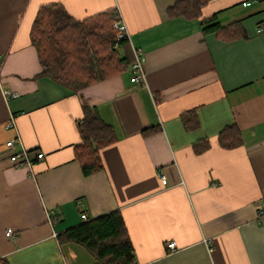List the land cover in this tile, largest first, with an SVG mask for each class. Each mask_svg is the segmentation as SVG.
Returning <instances> with one entry per match:
<instances>
[{
	"label": "crops",
	"instance_id": "obj_1",
	"mask_svg": "<svg viewBox=\"0 0 264 264\" xmlns=\"http://www.w3.org/2000/svg\"><path fill=\"white\" fill-rule=\"evenodd\" d=\"M177 1L0 0V258L8 264H99L57 234L82 213L113 210L135 264H264V219H256L264 200V0H199V18L239 22L247 37L234 40L204 32L198 18L169 16ZM49 3L78 20L118 10L131 49L142 53L145 82L126 71L74 92L39 75L29 32ZM4 89L17 96L5 99ZM85 107L116 134L90 175L74 155ZM188 111L197 119L192 129L181 120ZM11 117L16 130L4 127ZM231 124L242 141L226 149L217 136ZM16 133L15 150L44 154L30 168L9 160L5 141ZM203 139L209 146L197 153Z\"/></svg>",
	"mask_w": 264,
	"mask_h": 264
},
{
	"label": "trees",
	"instance_id": "obj_2",
	"mask_svg": "<svg viewBox=\"0 0 264 264\" xmlns=\"http://www.w3.org/2000/svg\"><path fill=\"white\" fill-rule=\"evenodd\" d=\"M201 5L199 0H178L167 12L171 17L198 18L204 32H215L223 40L247 37L238 21L221 25L213 16L199 18ZM117 18L115 9L78 20L59 3L39 7L29 32L41 67L39 75L78 92L123 72H132L133 52L126 37L117 39L119 31L113 26ZM84 109L85 115L77 122L81 143L74 147V155L82 173L90 175L103 167L99 149L115 142L116 134L95 111ZM181 120L187 129L197 126L192 111L182 113ZM241 141V133L235 124L225 126L217 136L218 144L226 149L238 146ZM208 146L209 141L203 139L197 141L193 149L201 153ZM57 240L59 244L82 245L99 264L136 263L134 248L119 210L82 220L58 233ZM0 264L8 262L0 258Z\"/></svg>",
	"mask_w": 264,
	"mask_h": 264
},
{
	"label": "built area",
	"instance_id": "obj_3",
	"mask_svg": "<svg viewBox=\"0 0 264 264\" xmlns=\"http://www.w3.org/2000/svg\"><path fill=\"white\" fill-rule=\"evenodd\" d=\"M254 0H246L242 2L243 6L250 5ZM116 14L118 16L117 20L113 23V26L115 29L119 31L117 39H121L123 37H126L127 39L129 38L128 33L125 28V24L123 22V19L121 17V14L118 10H116ZM116 47V44L114 45ZM132 52H133V63H132V76L130 77L131 81H141L145 82V74L143 71V66H142V53L138 49H135L132 47ZM3 96L5 99H9L11 97H16L17 94L15 92H11L8 89L3 90ZM5 128L13 129L16 130L15 126V121L14 118L8 119L4 123ZM16 143H21L20 137L18 133L15 134L13 138L8 139L5 141V147L9 149V160L10 162L18 167H27L30 168L36 161H40L44 154L39 151V150H28L25 148H21L20 150H15V144ZM158 176L161 179L162 183L166 182L165 176L158 171ZM57 219L56 213L51 212L48 216V222L52 223ZM81 219L82 220H87L88 217L86 216L85 213L81 214ZM256 219L257 221H261L264 219V200H261L257 203L256 205ZM13 234V230L11 228H8L6 230V235L10 236ZM167 247L169 249H174L175 248V243L174 242H169L167 243Z\"/></svg>",
	"mask_w": 264,
	"mask_h": 264
}]
</instances>
